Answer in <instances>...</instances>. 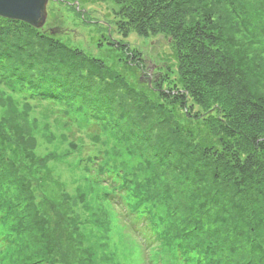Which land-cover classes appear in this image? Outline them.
I'll use <instances>...</instances> for the list:
<instances>
[{"label":"trees","instance_id":"16d2710c","mask_svg":"<svg viewBox=\"0 0 264 264\" xmlns=\"http://www.w3.org/2000/svg\"><path fill=\"white\" fill-rule=\"evenodd\" d=\"M95 2L118 9L123 38L162 36L171 53L147 86L141 53L107 26L94 57L58 27L0 18V103L16 123L0 119V264H264V0L224 17L213 0L47 9L83 21ZM195 65L213 78L191 80Z\"/></svg>","mask_w":264,"mask_h":264},{"label":"rangeland","instance_id":"374dc122","mask_svg":"<svg viewBox=\"0 0 264 264\" xmlns=\"http://www.w3.org/2000/svg\"><path fill=\"white\" fill-rule=\"evenodd\" d=\"M219 1L218 9L215 12L217 17L221 16L224 17L226 14L224 11H227L228 14L231 11L232 3H236L239 8H241L245 3H251L252 0H213ZM49 2V1H48ZM48 6V4H47ZM83 15L84 19L81 21L77 18L75 14L71 11H66L63 8H56L53 15L47 11V18H46V28H54L58 27V31L55 34L63 43L67 46L77 49L81 52L84 56H89L88 54L94 57H100V55H105V51H107V47L103 46L98 47V43H100L101 37L99 33H97V27L99 24L107 26L110 28L111 35L113 41H122L124 44H128L129 51L138 50L141 53V58L144 59L145 68L141 75H139V81L141 84L150 86V82L152 77L157 74V66H159L165 57L169 56L171 53L170 44L168 40L162 36H148V37H141L138 36L135 32L129 31L128 36L123 38L121 34L118 33V28H116V22L119 23V18L121 15L118 14V9L111 5L105 4L101 2H95L90 4H84L83 6ZM216 7V5H215ZM242 21L246 22L244 17H242ZM85 23V24H84ZM243 27V26H241ZM244 33H237L234 34V38L239 43L240 52L247 55V51L254 52L255 48L248 47V41L244 38ZM103 42V41H102ZM120 48V47H119ZM121 49V48H120ZM119 49V51H120ZM119 51H117L119 53ZM189 53V51H187ZM255 54L251 53V56ZM125 57V56H124ZM172 61L170 65H172ZM194 68L190 69L188 72V76H190L191 80L194 81H204L206 82L208 79H212V69L208 66H199L195 65ZM118 70V69H117ZM177 70H174L176 72ZM157 76V75H156ZM175 77V76H174ZM187 77V76H186ZM203 84V83H202ZM202 88L200 85H198ZM211 89H205L206 91ZM203 92V88L201 89ZM204 97H209V92L202 93ZM3 103H0V119L5 118L8 116V113L1 109ZM196 109V108H195ZM216 114H214L215 116ZM10 126L16 123H10L9 118L4 119ZM19 121V120H18ZM21 126L23 127V131H30L31 122L21 121ZM8 125V126H9ZM235 129V128H234ZM36 132L41 131L38 126L35 127ZM237 132V130L235 129ZM234 131V132H235ZM42 134V131L40 135ZM14 140V139H13ZM40 152H43L44 149L41 147L39 149ZM48 197H52L53 195H49ZM50 200V199H49ZM49 202V201H48Z\"/></svg>","mask_w":264,"mask_h":264},{"label":"water","instance_id":"95a60500","mask_svg":"<svg viewBox=\"0 0 264 264\" xmlns=\"http://www.w3.org/2000/svg\"><path fill=\"white\" fill-rule=\"evenodd\" d=\"M49 0H0V18L23 22L34 29L44 26ZM49 33H54L52 29Z\"/></svg>","mask_w":264,"mask_h":264}]
</instances>
